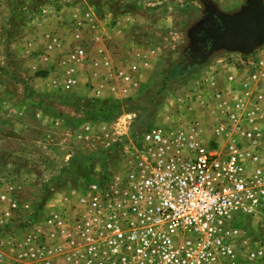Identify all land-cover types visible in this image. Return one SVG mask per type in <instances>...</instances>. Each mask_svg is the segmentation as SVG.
<instances>
[{
  "label": "rangeland",
  "instance_id": "rangeland-1",
  "mask_svg": "<svg viewBox=\"0 0 264 264\" xmlns=\"http://www.w3.org/2000/svg\"><path fill=\"white\" fill-rule=\"evenodd\" d=\"M247 4L0 0V264H35L20 258L25 251L64 261L88 185L123 179L143 158L149 128L194 127L203 144L226 150L231 140L219 128L228 112L264 88V73L247 79L259 62L264 67V42L248 53L220 48L200 61L193 47L207 33L192 30L212 9L234 14ZM225 61L233 85L249 82V90L216 100L223 85L213 71ZM258 124L255 161L246 153L254 143L234 134L248 169L264 163ZM239 227L237 264H264V208ZM258 248L263 255L249 259L246 251Z\"/></svg>",
  "mask_w": 264,
  "mask_h": 264
},
{
  "label": "built area",
  "instance_id": "built-area-1",
  "mask_svg": "<svg viewBox=\"0 0 264 264\" xmlns=\"http://www.w3.org/2000/svg\"><path fill=\"white\" fill-rule=\"evenodd\" d=\"M258 64L247 79L256 82L264 73ZM248 87L242 84L244 92ZM258 91L252 101H238L219 128L231 140L226 150L203 144L194 127L149 128L143 158L123 179L88 185L66 259H40L35 251L20 258L33 257L35 264H237L240 220L264 208V163L248 169L234 143L235 132L254 143L246 153L257 159L264 88ZM246 252L249 259L263 255L260 248Z\"/></svg>",
  "mask_w": 264,
  "mask_h": 264
},
{
  "label": "water",
  "instance_id": "water-1",
  "mask_svg": "<svg viewBox=\"0 0 264 264\" xmlns=\"http://www.w3.org/2000/svg\"><path fill=\"white\" fill-rule=\"evenodd\" d=\"M192 31H205L210 38L209 48L200 55L205 61L220 48L248 53L264 42V2L248 0V4L234 14L209 11L208 18L198 23ZM197 48L193 47V50Z\"/></svg>",
  "mask_w": 264,
  "mask_h": 264
},
{
  "label": "crops",
  "instance_id": "crops-1",
  "mask_svg": "<svg viewBox=\"0 0 264 264\" xmlns=\"http://www.w3.org/2000/svg\"><path fill=\"white\" fill-rule=\"evenodd\" d=\"M220 64H221V66L216 67L217 70L215 69L213 72H216V71L219 72L218 73V79H219L220 83H222L223 86H220V87L218 86L217 90H220L222 92L220 93L217 91L218 93L214 94L215 95L214 97L216 98V100H219V98H220V100H222L225 97H228L230 99L229 95L231 93L234 92L236 94V92H238V94H239V91H242V86H241L242 84H240V86L238 84L233 85V82H232L233 78H234L233 73H232L233 69H232V65L230 63L228 64V61L221 62ZM210 66H211V68L213 67V65H210ZM135 72L136 71H134V73ZM230 77H232V78H230ZM221 79H222V81H221ZM209 86H211V85H209ZM238 86H239V88H238ZM234 89H235V91H234ZM199 91L201 92L202 90L200 89Z\"/></svg>",
  "mask_w": 264,
  "mask_h": 264
},
{
  "label": "flooded vegetation",
  "instance_id": "flooded-vegetation-1",
  "mask_svg": "<svg viewBox=\"0 0 264 264\" xmlns=\"http://www.w3.org/2000/svg\"><path fill=\"white\" fill-rule=\"evenodd\" d=\"M196 47H198V50H196L193 54L195 58H199L203 50L206 48V44H209L210 38L208 35H204L203 33H200L196 37Z\"/></svg>",
  "mask_w": 264,
  "mask_h": 264
}]
</instances>
